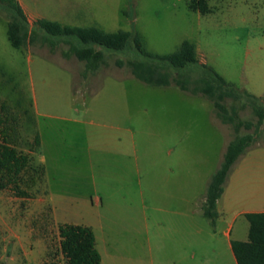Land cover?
I'll return each instance as SVG.
<instances>
[{
  "label": "rangeland",
  "instance_id": "1",
  "mask_svg": "<svg viewBox=\"0 0 264 264\" xmlns=\"http://www.w3.org/2000/svg\"><path fill=\"white\" fill-rule=\"evenodd\" d=\"M20 3L31 26L44 18L138 33L151 54L172 53L188 40L201 62L264 104V0H209L205 14L189 9L187 0ZM7 22L0 7V142L27 153L31 167L14 178L0 170V264H65L58 249L62 223L91 226L99 243L119 233L122 255L134 257L139 249L127 233L190 225L198 257L211 256L225 239L202 215L207 184L227 143L251 134L218 205L217 224L232 221L231 241L245 237L248 221L236 214L264 208V120L256 129L257 116L243 97L225 100L236 106L238 120L253 124L236 131L214 116L203 95L133 77L127 61L143 58L135 49L98 47L103 61L90 70L73 53L64 55L67 42L42 30L13 47ZM166 210L186 212L190 221Z\"/></svg>",
  "mask_w": 264,
  "mask_h": 264
},
{
  "label": "trees",
  "instance_id": "2",
  "mask_svg": "<svg viewBox=\"0 0 264 264\" xmlns=\"http://www.w3.org/2000/svg\"><path fill=\"white\" fill-rule=\"evenodd\" d=\"M209 0H187V6L201 14L210 12ZM0 7L8 13L7 38L15 48L34 40L35 31L67 42L69 49L64 55L73 53L78 60L85 62V67L95 70L103 61V54L98 47L120 51L129 47L137 50L142 59H130L127 66L136 79L154 86L174 84L191 94H201L209 99L214 107V116L223 123H230L237 131L244 125L247 129L252 122H242L236 118V106L225 104L228 97H243L250 104L257 116L255 128L264 120V104L261 98L239 90L227 82L211 66L201 62L196 55L195 45L184 40L179 48L169 54H151L144 50L138 33L117 30L107 32L96 26H69L57 21L38 18L30 25L18 0H0ZM45 38L46 36L43 35ZM73 38L75 40H70ZM47 39V38H46ZM52 41L50 44H53ZM121 65V62L118 61ZM195 70V73L194 72ZM251 134L237 135L229 141L224 150L219 167L211 176L206 190L203 215L214 219L218 216L216 201L223 191V183L234 163L253 141ZM38 143V137H35ZM31 167L30 156L17 150L6 141L0 142V170L11 177H16L23 170ZM43 173V166H41ZM35 171L37 169L35 168ZM24 194V192H19ZM248 221V234L245 241L232 240L230 246L237 264H264V211L244 214ZM59 252L65 264H101V257L96 248L95 235L90 226L62 223L58 226Z\"/></svg>",
  "mask_w": 264,
  "mask_h": 264
},
{
  "label": "crops",
  "instance_id": "3",
  "mask_svg": "<svg viewBox=\"0 0 264 264\" xmlns=\"http://www.w3.org/2000/svg\"><path fill=\"white\" fill-rule=\"evenodd\" d=\"M18 2L20 3V0H18ZM21 7L25 12L28 21H30L29 20L30 15L27 13V11L24 9L22 5ZM36 19L38 18H35L34 20ZM222 194L223 191L220 197L216 201V209L218 212V216L214 219V221H212L209 218L208 219L211 221V224L214 225L216 228L213 234L219 233L221 234L222 237H224L225 246L219 247L218 249H214L212 254H210L211 256H206V258L198 257L197 248L195 247L197 231L194 228L191 229V226L189 225L188 230L185 229L184 231H179L177 229L175 231L167 232L165 234L159 232L149 233L148 231L143 233H127L126 239L135 240L134 243H132V245L134 244V246H138L136 247V249L138 248L139 250L136 251L135 257L129 255H122L120 249L123 248V250H125L124 244L118 242L117 236H115L119 233L106 234L107 237H103L100 243L97 241L98 240L97 236L94 233L96 248L101 257V264H105L104 257H102L103 255L102 252H104L105 257H108L109 264H121L123 260H129L132 262L131 264H237L230 246L232 221L217 224L220 222L219 219L220 212L218 210V205L220 203ZM205 197L203 198V205L205 202ZM166 211L174 215L176 214L179 215L180 217H184L185 220L190 221L191 216L186 212L181 213L180 211L177 210H166ZM263 211L264 208L243 209L240 210L236 215H244L245 213L248 212H263ZM202 215H203V209H202ZM235 216L233 217V220ZM247 234L248 232L246 233L245 237H239L236 240L245 241L247 239ZM170 240L172 241L171 244L167 243V241L169 242ZM168 245H171V247L168 248L167 247Z\"/></svg>",
  "mask_w": 264,
  "mask_h": 264
}]
</instances>
